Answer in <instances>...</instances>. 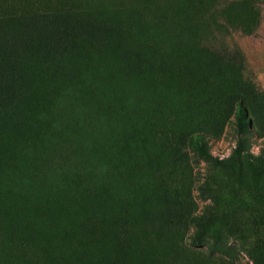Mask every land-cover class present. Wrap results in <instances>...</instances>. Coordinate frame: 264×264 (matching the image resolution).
<instances>
[{
	"label": "rangeland",
	"instance_id": "1",
	"mask_svg": "<svg viewBox=\"0 0 264 264\" xmlns=\"http://www.w3.org/2000/svg\"><path fill=\"white\" fill-rule=\"evenodd\" d=\"M0 60V264H264V0H0Z\"/></svg>",
	"mask_w": 264,
	"mask_h": 264
},
{
	"label": "trees",
	"instance_id": "2",
	"mask_svg": "<svg viewBox=\"0 0 264 264\" xmlns=\"http://www.w3.org/2000/svg\"><path fill=\"white\" fill-rule=\"evenodd\" d=\"M0 62H1V60H0ZM2 72H3V69L0 66V73H2ZM13 73H15V72H13ZM4 88H5V86L2 83H0V94L2 93V91L4 90Z\"/></svg>",
	"mask_w": 264,
	"mask_h": 264
}]
</instances>
